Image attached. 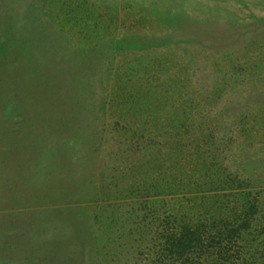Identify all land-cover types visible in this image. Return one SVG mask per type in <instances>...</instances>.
Listing matches in <instances>:
<instances>
[{"label":"rangeland","instance_id":"374dc122","mask_svg":"<svg viewBox=\"0 0 264 264\" xmlns=\"http://www.w3.org/2000/svg\"><path fill=\"white\" fill-rule=\"evenodd\" d=\"M15 256L264 264V0H0Z\"/></svg>","mask_w":264,"mask_h":264},{"label":"trees","instance_id":"16d2710c","mask_svg":"<svg viewBox=\"0 0 264 264\" xmlns=\"http://www.w3.org/2000/svg\"><path fill=\"white\" fill-rule=\"evenodd\" d=\"M29 175H31V176H33V174L31 173L30 174V172H29ZM16 193V192H15ZM7 199V198H6ZM68 226H69V228H72L73 229V231L72 232H74V231H79L80 230V228H82V226L81 225H79V226H74V223H72V225H70V224H68ZM12 232L13 231H11V232H6V233H4V238H3V240L5 241V240H9V237L8 236H11L12 235ZM15 233H16V235H18V237H21V236H24V233L23 232H21V231H15ZM171 239L169 240H167V244L170 246V247H174L175 248V253H177L178 251H180V250H182L183 249V247L185 246V244L187 243V242H190V241H194V239L195 238H198V236H196L195 235V233L194 232H192L190 229H186L185 230V232L183 233L182 232V234H181V236L179 237V236H177V237H175V238H173V237H170ZM26 241H27V239H26ZM27 245L26 244H22L21 245V248H27L26 247ZM12 251H14V250H12V249H6V252H7V255H12L11 254V252ZM7 255H6V257H7ZM4 257V256H3ZM17 257H19V256H15V258H17ZM5 258V257H4ZM6 259V258H5ZM17 260V264H22V262H24L26 259H20V257H19V259H16ZM20 260H21V262H20ZM14 262H16V261H14Z\"/></svg>","mask_w":264,"mask_h":264}]
</instances>
